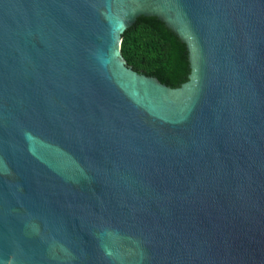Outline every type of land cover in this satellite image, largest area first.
<instances>
[{"label":"water","instance_id":"1","mask_svg":"<svg viewBox=\"0 0 264 264\" xmlns=\"http://www.w3.org/2000/svg\"><path fill=\"white\" fill-rule=\"evenodd\" d=\"M0 264H264V0H0Z\"/></svg>","mask_w":264,"mask_h":264},{"label":"trees","instance_id":"2","mask_svg":"<svg viewBox=\"0 0 264 264\" xmlns=\"http://www.w3.org/2000/svg\"><path fill=\"white\" fill-rule=\"evenodd\" d=\"M120 51L128 67L171 88L186 82L190 74L185 45L153 17H139L123 33Z\"/></svg>","mask_w":264,"mask_h":264}]
</instances>
